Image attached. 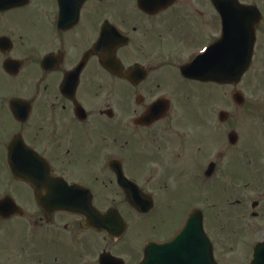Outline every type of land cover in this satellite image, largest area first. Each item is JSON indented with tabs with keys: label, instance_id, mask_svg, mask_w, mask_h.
I'll use <instances>...</instances> for the list:
<instances>
[{
	"label": "flooded vegetation",
	"instance_id": "af4514ba",
	"mask_svg": "<svg viewBox=\"0 0 264 264\" xmlns=\"http://www.w3.org/2000/svg\"><path fill=\"white\" fill-rule=\"evenodd\" d=\"M238 1L257 6L259 16L231 0H29L0 10V200L13 206L11 216L0 217V264H101L106 252L138 264L131 242L136 237L121 243L134 227L129 215L137 211L119 184L118 166L153 202L149 218L167 209L161 225H148L149 242L171 239L186 222V206L201 205L186 201L185 189L197 194L192 200L209 189L205 198L213 201L204 204L206 215L217 214L218 189L226 208L249 204L251 179L257 192L264 191V165L251 160L242 137L245 121L264 126V100L253 94L264 88V0ZM12 19L28 28H17ZM251 27L254 51L239 83L183 76L184 64L212 44L205 61L232 62L251 45ZM37 35L39 47L33 43ZM97 43L99 51L114 49L112 62L93 52ZM111 63H118V72L107 68ZM235 93L244 105L235 104ZM14 158L37 175L42 198L51 179H63L90 190L98 208H118L125 234L86 226L70 213L46 215L33 184L10 169ZM252 202L260 208L264 201ZM261 214L251 212L254 218ZM15 222L23 233L17 232L21 239L14 250L5 228ZM100 241L105 246L99 251L87 249ZM74 243L83 253L72 255L68 248Z\"/></svg>",
	"mask_w": 264,
	"mask_h": 264
},
{
	"label": "rangeland",
	"instance_id": "374dc122",
	"mask_svg": "<svg viewBox=\"0 0 264 264\" xmlns=\"http://www.w3.org/2000/svg\"><path fill=\"white\" fill-rule=\"evenodd\" d=\"M42 1L45 3L49 2V0H42ZM46 14H48V23L50 24V21H49L50 12L48 13L46 12ZM11 23L12 25H15L17 28H20V29L28 28L27 23H23L22 26H19L17 25L18 21L14 19H12ZM45 28H47V25L45 27L38 28L36 30V34H39V32L44 31ZM34 39L36 41L35 46L39 47L41 45L39 36L37 35ZM169 72L171 73V77L174 78L173 81L176 83H179L180 80L178 78V75L175 73V71L169 68ZM163 78L167 81H170L169 77H163ZM253 90H257V88L254 87ZM253 94L258 96L260 99L263 98L262 101L264 100V97H263L264 88L263 87L261 91L253 93ZM258 97H255L252 99L255 100ZM190 101L192 102L193 100L191 99ZM255 122H256L255 120L253 121L249 120V122L247 121L244 122L242 127H245L246 130L244 134L242 135V137L244 141L246 140L249 141L250 153L257 156V154H254L252 149L256 148L255 138L260 139L263 137L261 134V131H264V127L262 125L261 127H259ZM174 130H175V127H174ZM190 130L192 129H187V132H189ZM259 131L260 133H257ZM193 143H194L193 140L189 141L187 143V147L188 148L192 147ZM261 145H262V148L264 149V140L261 141ZM185 155H187V153ZM262 163L264 162L262 161ZM235 172H236V169H234V174ZM204 190H205L204 192L207 193L205 196L209 195V189L207 188ZM254 191H256V189L253 188V184H252V186L250 187L251 198L257 195V193L254 194L255 193ZM171 195L174 197L175 193H171ZM185 195H186V201H188L189 198L191 199L190 200L191 204L195 203L198 200H200L199 202H201V204L203 205L213 201V200H207L204 197H199L200 199L192 200L193 199L192 195L197 196L196 193H192V189L190 191H187L185 189ZM216 195H219V197L216 196L217 202L221 204L218 208H216V211H217L216 215L213 212H211V214L207 216L206 225H207L209 233L211 234V236L214 238L216 242L217 258L220 264H249L250 260L252 259L254 246L256 245L258 241H261L264 239V224L261 223L264 220V214H261V216L257 218L250 217V213L253 211L251 207L252 200L247 205L241 204L238 206L236 204H233V206H230L229 208L225 209L224 207H227V203H228V200L227 201L223 200V198L225 197V194L222 192V190L218 189ZM176 200L177 199H175V201ZM188 203L189 202H187L185 205H187ZM100 205L104 209L108 207V205L106 204H100ZM124 210L125 212H127L126 209ZM228 210L230 211L229 215H228ZM259 210L261 212H264V203L262 204L260 208L256 209V211H259ZM224 211H226V215H227V217L225 218L221 216V213H223ZM166 213H167L166 208L157 209L154 216L150 218L147 216H141L134 212L130 213L129 216H130V219L134 222V227L130 231V234H128L121 243L126 242L130 239H135L136 237V240H131V242L137 245V257H139L141 255L142 244L145 241V237L148 234V225H152V224L161 225L164 222L163 215H165ZM239 216H242V218H239ZM171 218H174L173 214L171 215L170 219ZM159 220H161L162 222H159ZM247 221H250L251 226H246ZM15 224L17 226L8 225L9 227L5 228V235L8 234V229H9V233L12 232V235H10L9 237L10 240L8 239V241H9L10 246H13L11 248L14 250H15V247L18 246L17 239L18 238L21 239V237L17 234V232L23 233V230L20 228L21 222L20 223L15 222ZM244 226L246 227V229H243ZM0 227H4V224H1ZM131 234L133 235L131 236ZM5 235L3 239L7 240V238H5ZM87 237L89 240H91L93 237V234L87 231ZM104 246L105 244L100 241V243L97 246L95 247L88 246L87 249H89L90 251L95 250V252H97L100 249H102ZM72 248H73V251H71L72 255H75L76 253H83L81 252V248L75 243L72 246H70L68 250L70 251L72 250ZM15 253L17 254V257L20 256V253L18 251H16Z\"/></svg>",
	"mask_w": 264,
	"mask_h": 264
},
{
	"label": "water",
	"instance_id": "95a60500",
	"mask_svg": "<svg viewBox=\"0 0 264 264\" xmlns=\"http://www.w3.org/2000/svg\"><path fill=\"white\" fill-rule=\"evenodd\" d=\"M189 225L190 226H188L184 234L179 239L168 246L166 245L165 251L170 254L172 250L179 249V259L182 264H191L192 259L195 260V264H215L210 256L211 252L207 249L208 243L204 236L201 238H193L190 235V232L192 231L196 234L199 232V230L195 227V218H192ZM169 257L170 255L166 256L162 264H171V261L175 256ZM256 263L259 264L258 261Z\"/></svg>",
	"mask_w": 264,
	"mask_h": 264
}]
</instances>
